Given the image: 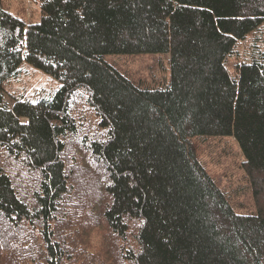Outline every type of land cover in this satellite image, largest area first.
<instances>
[{
    "label": "trees",
    "instance_id": "trees-1",
    "mask_svg": "<svg viewBox=\"0 0 264 264\" xmlns=\"http://www.w3.org/2000/svg\"><path fill=\"white\" fill-rule=\"evenodd\" d=\"M0 0V264H264V0ZM165 54L133 83L109 55ZM27 63L59 87L6 101ZM233 137L256 214L234 211L195 137Z\"/></svg>",
    "mask_w": 264,
    "mask_h": 264
},
{
    "label": "rangeland",
    "instance_id": "rangeland-1",
    "mask_svg": "<svg viewBox=\"0 0 264 264\" xmlns=\"http://www.w3.org/2000/svg\"><path fill=\"white\" fill-rule=\"evenodd\" d=\"M4 10L25 23H36L41 12L38 0H2ZM264 48V23L255 34H250L238 45L239 56L230 57L226 68L235 75V64L247 58L251 48ZM165 54L109 55L106 60L133 83L143 87H158L169 80V62ZM59 87L50 76L27 63L20 66L18 78L4 85L6 101L16 98L34 100L51 95ZM197 159L215 184L225 193L228 202L238 214H256L251 185L243 169V156L231 136L195 137L192 139Z\"/></svg>",
    "mask_w": 264,
    "mask_h": 264
}]
</instances>
